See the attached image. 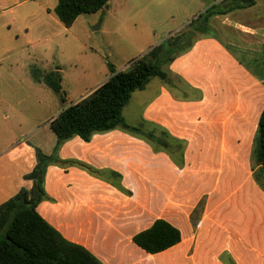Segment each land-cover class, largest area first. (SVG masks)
Instances as JSON below:
<instances>
[{
  "label": "crops",
  "instance_id": "1",
  "mask_svg": "<svg viewBox=\"0 0 264 264\" xmlns=\"http://www.w3.org/2000/svg\"><path fill=\"white\" fill-rule=\"evenodd\" d=\"M142 1L110 0L94 30L107 47L89 46L92 58L79 73L65 75L60 66L41 68L46 43L69 29L54 12L58 0H0V206L33 188L27 176L37 164L35 150L50 156L57 145L51 121L110 78L109 59L119 54L111 39L128 30ZM238 14L232 13L233 24L247 29ZM143 34L148 45L130 47L133 54L118 62L122 68L112 64L117 71L165 41ZM164 70L166 81L151 79L124 107L134 116L145 92L155 94L136 125L122 113L140 132L117 128L59 146L61 163L46 169L38 214L102 264H264V188L253 155L264 80L216 35L193 40ZM35 71L60 75L63 104L77 98L59 111L54 91ZM157 221L177 229L180 242L150 254L134 238Z\"/></svg>",
  "mask_w": 264,
  "mask_h": 264
},
{
  "label": "trees",
  "instance_id": "2",
  "mask_svg": "<svg viewBox=\"0 0 264 264\" xmlns=\"http://www.w3.org/2000/svg\"><path fill=\"white\" fill-rule=\"evenodd\" d=\"M110 0H58L55 14L59 21L70 28L83 14L100 11ZM239 4L225 10L208 8L198 18L209 19L238 9L253 7L255 0H233ZM179 39L165 40L145 55L133 60L129 67L117 71L109 65L110 78L88 97L71 105L50 123L57 137L54 153L45 155L36 149L37 164L27 179L33 181V188L21 189L17 195L0 206V264H102L85 249L65 241L59 233L47 224L36 208L46 199L44 178L47 167L61 163L57 158L59 146L79 136L88 141L94 134L121 128L138 133L140 129L130 128L123 118V109L135 91L143 90L153 78L167 80L164 70L176 56L191 44L181 48ZM264 51V46H263ZM37 80L44 83L62 97L61 77L54 72L35 71ZM253 155L264 175V110L261 113L255 137ZM259 181L258 176L256 177ZM264 188V186L262 185ZM134 242L150 254H157L180 242L177 229L164 221H157L149 230L140 233Z\"/></svg>",
  "mask_w": 264,
  "mask_h": 264
},
{
  "label": "rangeland",
  "instance_id": "3",
  "mask_svg": "<svg viewBox=\"0 0 264 264\" xmlns=\"http://www.w3.org/2000/svg\"><path fill=\"white\" fill-rule=\"evenodd\" d=\"M147 2L145 0L141 2L142 7H139V11L142 10V12L136 13V16L133 15L135 17L128 24V30L121 33V35L112 37V46L110 49L113 53L117 49L119 53L117 54L119 57L113 54L109 59L113 66L117 65L120 68L124 66L118 62H121L127 54L128 56L133 54V50L130 49L133 45H148V41L144 39L146 36L143 34L144 31L150 36L152 42L179 39L178 43L181 48L186 47L189 42L203 35H216L231 47L233 52L242 58L243 62H246L249 68L254 70L259 78L264 80V0H260L256 7L233 11H240L238 17L240 21L249 26L247 29H238L233 24V12L213 15L208 20L198 18L200 14L205 13L206 9L214 3L216 6L215 9L225 10L231 5L239 4V1L148 0ZM101 11L102 9L97 15L82 16L71 28L62 30L63 32L59 34V38L54 39L51 43H46V63L41 68L50 71L55 66H60L64 70L65 75L79 73L83 63L92 58L89 46L96 48H98L97 46L102 48L107 47V38L100 31H94L99 28L100 19L103 18V12ZM151 23H153V26L148 30ZM248 28L251 30L249 31ZM136 32L141 33L136 34ZM251 32L254 34H250ZM235 40L236 43H234ZM233 44L236 46H233ZM56 45H59L58 49H56ZM48 47L51 49H48ZM22 73L20 75L24 78ZM155 80L158 81L157 79ZM16 83L28 89V83L26 81L24 82L21 79ZM49 93L57 99L59 111L69 106L70 102L77 98L76 96H72L68 98V102L63 104L59 95L51 90H49ZM145 93L148 98L145 96L146 99L143 103L133 109L135 112L134 116L128 115L130 105L124 109V117L131 125L137 124L136 117L141 116V111L144 110V105L148 101L147 99L152 100L155 95L151 89H148ZM255 175L256 177L258 176L259 181L264 186V175L260 170H257Z\"/></svg>",
  "mask_w": 264,
  "mask_h": 264
}]
</instances>
